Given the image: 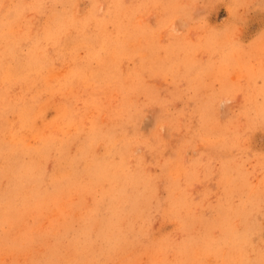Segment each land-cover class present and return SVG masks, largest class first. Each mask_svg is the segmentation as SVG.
Wrapping results in <instances>:
<instances>
[{
    "label": "rangeland",
    "instance_id": "374dc122",
    "mask_svg": "<svg viewBox=\"0 0 264 264\" xmlns=\"http://www.w3.org/2000/svg\"><path fill=\"white\" fill-rule=\"evenodd\" d=\"M0 264H264V0H0Z\"/></svg>",
    "mask_w": 264,
    "mask_h": 264
}]
</instances>
